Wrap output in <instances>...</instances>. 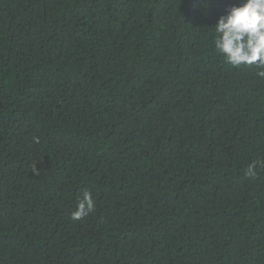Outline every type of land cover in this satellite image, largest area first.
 I'll list each match as a JSON object with an SVG mask.
<instances>
[{"label":"trees","instance_id":"16d2710c","mask_svg":"<svg viewBox=\"0 0 264 264\" xmlns=\"http://www.w3.org/2000/svg\"><path fill=\"white\" fill-rule=\"evenodd\" d=\"M234 3L0 0V264H264V79L214 43Z\"/></svg>","mask_w":264,"mask_h":264},{"label":"clouds","instance_id":"9594fccd","mask_svg":"<svg viewBox=\"0 0 264 264\" xmlns=\"http://www.w3.org/2000/svg\"><path fill=\"white\" fill-rule=\"evenodd\" d=\"M215 32L216 51L228 63L235 67L255 64L259 68L257 75L264 79V0H238V3L232 4L224 14L219 15ZM257 165L264 167L261 161H253L247 166L245 174L255 177ZM33 174H39L35 165ZM94 209V198L89 191H85L71 218L79 220Z\"/></svg>","mask_w":264,"mask_h":264}]
</instances>
